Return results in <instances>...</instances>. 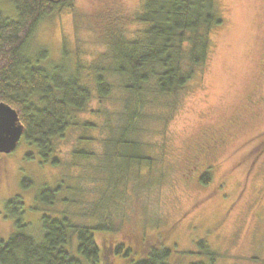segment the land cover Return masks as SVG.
I'll return each mask as SVG.
<instances>
[{"label":"rangeland","instance_id":"374dc122","mask_svg":"<svg viewBox=\"0 0 264 264\" xmlns=\"http://www.w3.org/2000/svg\"><path fill=\"white\" fill-rule=\"evenodd\" d=\"M144 1L75 0L72 11L63 10L38 24L34 48L44 47L52 63L62 57L70 70L77 65L91 98L78 114V125L55 141V155L65 173L40 163L35 147L23 138L14 151L0 154L1 239L13 232L4 205L14 195L21 197L24 221L36 235L41 211L66 214L77 222L81 208L89 209L109 196L111 183L101 169L109 136L105 126L119 124L126 95L122 82L111 76L106 80L112 92L101 97L93 78L97 69L110 63L109 42L117 37L130 40L143 27L135 18ZM215 3L222 24L211 32L206 64L172 96L146 94L155 104L142 113L137 136L143 150L163 162L152 174L157 182L110 206L114 233H94L102 252L97 264H132L152 248L170 249L169 263L187 264L202 260L197 244L218 256L215 264H264V157L255 159L264 138V0ZM0 11L14 16L9 0H0ZM213 136L224 137V146L212 158L192 162L198 145ZM80 150L95 156L75 159L74 151ZM98 161L102 164L96 172ZM192 165L199 173L204 170L199 178L186 177L185 168ZM208 174L204 185L200 179ZM23 178L32 180L29 189L20 188ZM44 183H60L57 202L49 208L35 202ZM120 244L130 251L127 257L114 252ZM75 246L73 238L68 249L81 259Z\"/></svg>","mask_w":264,"mask_h":264},{"label":"trees","instance_id":"16d2710c","mask_svg":"<svg viewBox=\"0 0 264 264\" xmlns=\"http://www.w3.org/2000/svg\"><path fill=\"white\" fill-rule=\"evenodd\" d=\"M9 1L14 16L7 17L0 11V104L16 112L22 129L20 139L35 147L40 163L60 167L59 172L65 173L55 155V141L78 125V114L83 112L91 92L83 84L77 65L70 70L62 57L57 63L48 61L47 50L42 46L34 48L33 39L43 19L63 10L72 11L75 0ZM135 21L143 27L130 40L117 37L109 42L110 63L97 69L93 78L101 97L112 92L106 80L111 76L122 82L120 87L126 95L119 124L105 126L109 136L101 169L111 183L109 196L89 209L81 208L77 222L66 214L56 216L41 211L38 235L32 234L30 224L24 221L21 197L8 198L4 210L12 221L13 232L5 240L0 238V264H97L102 252L94 233H114L110 206L136 196L142 186L157 182L152 174L163 159L148 155L137 136L142 113L155 104L154 99L147 100L146 94L169 97L194 79L197 69L208 60L211 32L221 26L222 17L215 0H145ZM88 124L82 126L95 128ZM94 156L92 152L74 151L78 160ZM97 163L96 172L102 164ZM209 180L208 174L200 182L205 185ZM32 184L30 178H23L20 188L29 189ZM59 184H42L35 202L52 207L57 202ZM101 203L105 204L100 206ZM73 238L81 259L68 249L72 248ZM197 246L202 260L187 264H215L217 255L202 244ZM114 252L127 257L130 251L120 244ZM170 253L167 248H152L132 264H170Z\"/></svg>","mask_w":264,"mask_h":264},{"label":"water","instance_id":"95a60500","mask_svg":"<svg viewBox=\"0 0 264 264\" xmlns=\"http://www.w3.org/2000/svg\"><path fill=\"white\" fill-rule=\"evenodd\" d=\"M22 129L11 108L0 104V154H9L16 148Z\"/></svg>","mask_w":264,"mask_h":264},{"label":"flooded vegetation","instance_id":"af4514ba","mask_svg":"<svg viewBox=\"0 0 264 264\" xmlns=\"http://www.w3.org/2000/svg\"><path fill=\"white\" fill-rule=\"evenodd\" d=\"M226 136H229V134H226ZM225 139L222 136H213L210 137L208 141L201 143L198 145V148L190 158V160L194 163H197L201 160L212 158V156L220 150L221 147L224 146ZM259 142V141H256ZM263 143V147L258 149L257 155L255 154V159L259 160L261 157H264V138L260 141V144ZM258 143L256 144V146ZM255 147V146H254ZM254 158V156H253ZM215 165V164H214ZM214 165L208 166V168L214 167ZM207 169V168H206ZM204 171V170H202ZM202 171L199 173L198 168L196 165H192L185 168V175L186 177L196 176L200 177L199 175L202 173Z\"/></svg>","mask_w":264,"mask_h":264}]
</instances>
